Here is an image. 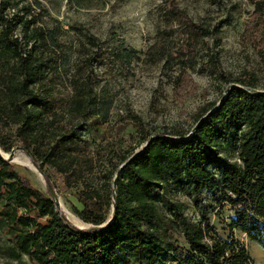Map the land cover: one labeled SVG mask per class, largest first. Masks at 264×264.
I'll use <instances>...</instances> for the list:
<instances>
[{"label":"trees","instance_id":"obj_1","mask_svg":"<svg viewBox=\"0 0 264 264\" xmlns=\"http://www.w3.org/2000/svg\"><path fill=\"white\" fill-rule=\"evenodd\" d=\"M248 2L253 9L243 35L264 61V0ZM160 4L161 24L143 62L161 63L162 71L175 72L177 96L189 94V73L197 66L201 74L231 88L214 111L207 115L216 103L198 110L189 136L176 130L151 138L142 119L130 115L146 146L135 154H115L118 162L98 172L113 182L128 161L115 180V209L109 216L112 203L104 202L99 188L89 182L99 161L82 130L93 116L95 124L105 123L111 109L93 68L127 69L137 52L111 51L86 35L69 79L73 94L64 101L56 87L67 64L68 31L56 21L43 22L37 0H0V151L27 152L51 192L67 193L83 185L78 196L83 209L75 213L90 225L80 229L69 223L52 196L36 189L0 155V218L15 239L14 258L25 255L35 264H253L233 231L264 249V91H256L253 73L227 78L214 54L202 61L207 29L176 0ZM221 148L236 150L240 164L223 158ZM163 186L192 198L199 212L196 225L182 216L179 204L171 203L172 225L165 227L160 211ZM204 191L219 205L229 206L221 229L203 206ZM108 219L106 227L98 228Z\"/></svg>","mask_w":264,"mask_h":264},{"label":"rangeland","instance_id":"obj_2","mask_svg":"<svg viewBox=\"0 0 264 264\" xmlns=\"http://www.w3.org/2000/svg\"><path fill=\"white\" fill-rule=\"evenodd\" d=\"M37 1L43 9L40 11L43 22L52 25L56 21L68 31L64 48L67 64L56 87V90L64 95V101L69 100L73 94L69 79L77 68L79 45L85 41L86 35L96 37L111 51L132 48L137 52L136 58L127 69L111 65L103 72V68H93L98 77L99 90L101 87L108 94L111 109L105 123L95 124L92 122L93 116L82 130V135L90 142V147L99 161L97 170L89 178V182L99 188L104 202L113 204L116 188H113L112 181L107 182L105 177L98 175V172L102 169H111L118 162L115 154H135L145 146L141 134L129 119L131 114L142 119L144 128L150 133L151 138L157 135L168 136L176 130L191 132L198 110L207 103H216L217 106L231 87L223 80L201 74L200 67L197 66L189 73L192 80L191 86L186 90L190 91L189 94L177 96L172 82L176 73L162 71L161 63L148 65L143 62L144 53L153 42L161 24L160 0ZM176 2L194 22L207 29L204 41L208 46L201 48V60L206 61L209 54H214L227 78H235L244 72L253 73L257 78L256 91H264V61L243 35L250 24L253 9L248 0H176ZM11 12L7 10L6 14L9 15ZM15 35H19L18 30H15ZM11 152L13 160L10 164L14 169L43 194L50 196L53 194L58 202L59 212L69 223L80 227L73 221L72 216L79 219L75 212L83 209L78 201L83 185L80 184L67 193L58 190L51 192L43 175L32 164L28 153L19 148H13ZM219 153L230 162L240 164L236 150L221 148ZM15 158L30 166L21 165ZM108 186L110 187L107 190ZM161 196L163 202L160 211L167 220L166 228L168 224L172 225L169 222L173 219L169 210L171 203L181 206V214L190 224H197L199 212L194 208L192 198L185 192L163 186ZM201 199L211 223L220 229L223 228L230 215L229 206L225 203L219 205L208 191L202 193ZM6 211L9 210L4 212ZM110 213L111 210L109 216ZM227 234L223 233L224 237ZM232 236L246 248L253 264H264L262 247L248 240L239 231H233ZM14 247L15 239L6 228L4 220L0 218V264H35L25 255L14 258L12 256Z\"/></svg>","mask_w":264,"mask_h":264},{"label":"water","instance_id":"obj_3","mask_svg":"<svg viewBox=\"0 0 264 264\" xmlns=\"http://www.w3.org/2000/svg\"><path fill=\"white\" fill-rule=\"evenodd\" d=\"M235 87H238L237 85H235ZM228 92V91H227ZM217 108V106L215 107V108H213L211 111H209L208 113H207V115L209 114V113H211L212 111H214L215 109ZM204 118V117H203ZM194 130H195V127L191 130V132H190V134L189 135H191L193 132H194ZM146 146V145H145ZM0 155H1V157L4 159V160H7L9 163H11L12 162V160H13V152H11V153H9V154H7V156H4L3 154H2V152L0 151ZM132 157H130L128 160H130ZM128 161H126L125 163H123L119 168H118V170H117V172H116V174H115V176H114V178H113V188H115V180H116V178L118 177V175H119V173H120V170L126 165V163H127ZM39 173L41 174V175H43L42 174V172L39 170ZM52 200L54 201V203L58 206V202H57V200H56V198H55V196L52 194ZM115 198H114V200H113V205H112V209H111V215L114 213V209H115ZM110 220L111 219H108L104 224H102L101 226H99L98 228H104V227H106L107 226V224H108V222H110ZM78 228H80V229H88V228H90V226H87V225H83L82 227H78Z\"/></svg>","mask_w":264,"mask_h":264},{"label":"bare ground","instance_id":"obj_4","mask_svg":"<svg viewBox=\"0 0 264 264\" xmlns=\"http://www.w3.org/2000/svg\"><path fill=\"white\" fill-rule=\"evenodd\" d=\"M2 154H3V153H2ZM3 155H4V156H7V154H3ZM15 161L18 162V163H20L21 165L30 166V164L25 163V162H23V161H21V160H19V159H17V158H15ZM72 218H73V221H75L76 224H77L78 226L82 227V226L84 225V223H82V222H81L79 219H77L76 217L72 216Z\"/></svg>","mask_w":264,"mask_h":264}]
</instances>
